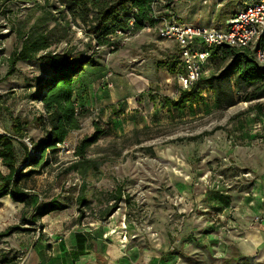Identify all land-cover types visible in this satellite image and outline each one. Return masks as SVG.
<instances>
[{
	"label": "rangeland",
	"instance_id": "obj_1",
	"mask_svg": "<svg viewBox=\"0 0 264 264\" xmlns=\"http://www.w3.org/2000/svg\"><path fill=\"white\" fill-rule=\"evenodd\" d=\"M34 5L35 1H14L0 7V135L11 133L16 117L26 123L27 138L23 142L29 147V156L15 141L18 165L25 173L36 171L21 183L27 196L24 200L11 196L0 200V232L12 226L30 230L0 239V261L5 256L17 258L19 264H61L59 251L67 240L70 243L78 231H100L104 226H111L108 236L113 239L123 227L119 246L127 253L130 241L141 233L153 243L166 229L173 242L172 238L176 240L175 235L181 230L195 229L191 222L195 215L209 221V230L215 236L211 244L214 252L226 248L225 235L238 229L232 223L237 205L232 204L233 199L237 203L248 200V204L258 199L264 206V116L251 111L260 103L264 115V99L220 108L214 93L202 88L200 94L205 101L193 112L169 109L164 98L178 99L180 95L175 74L165 68L157 71L154 66L168 54H178L175 48L164 51L163 40L154 28L138 33L116 53H96L83 26L72 25L67 40L51 50L62 53L74 49L93 57L94 65H88V70L97 71L104 79L112 74L109 81L113 87L104 84L103 88L113 93L115 83L120 81L121 93L131 96L128 101L117 96L118 105L111 104L112 95L103 96L102 109H86L82 128L66 139L76 149L83 138L96 132V124L102 132L99 141L88 150V158L101 165L99 172L90 171L85 179L89 207H83L78 197L84 180L67 170L74 163L71 156H46L39 167L27 168L23 164L37 155L30 139L39 144L45 134L44 127L33 122L34 117L41 119L44 114L42 103L35 97L51 72L38 61L19 62L17 72L9 76L7 60L18 46L11 25L24 19ZM241 6L242 0H172L169 11L180 22L221 28ZM37 15L39 12L34 13ZM232 61V57L219 54L210 61L205 77L227 72ZM146 76L151 78L150 85ZM230 79L233 81L234 77ZM235 95L240 100L244 90H235ZM92 99L96 103L94 96ZM196 136L197 140H188ZM0 172L7 173L1 161ZM117 186H123L131 204L127 206L123 201L110 219H103L102 211L111 202L110 195ZM216 197L231 204L222 208L218 201H213ZM53 200L63 209L35 219L41 204ZM251 225H264V208L253 215ZM190 235L184 242H192ZM150 242L147 245L152 248Z\"/></svg>",
	"mask_w": 264,
	"mask_h": 264
},
{
	"label": "trees",
	"instance_id": "obj_2",
	"mask_svg": "<svg viewBox=\"0 0 264 264\" xmlns=\"http://www.w3.org/2000/svg\"><path fill=\"white\" fill-rule=\"evenodd\" d=\"M14 1L26 3L35 1V5L24 19L14 21L11 25L18 46L7 60L8 75L12 76L17 72L16 66L19 62L32 61L43 63L51 72L50 79L45 80L36 91L35 100L42 103L44 114L41 119L34 117L33 122L42 125L45 134L39 144H35L30 139L37 155L27 158L23 164H27V168H33L39 167L46 156L59 154V145L64 143L72 132L82 128V119L87 114L86 109L77 108L74 101V88L76 78L87 70L88 65H94L93 57L75 52L74 49H67L60 53L52 51L51 48L67 40V34L72 25L83 26V31L91 44H94L93 51L96 46H111L110 37L117 30L126 29L132 18L135 19L136 33L155 28L168 17L164 12L169 10L172 0H0V7L5 8ZM163 3L166 4L162 5ZM135 10L136 12L133 13ZM36 12H39V15L34 16ZM50 23H54V26L50 27ZM119 50L118 44L113 53ZM221 53L225 57L233 58L227 72L204 76L191 91H179L178 99L165 97V106L178 112L186 110L193 112L196 106L205 101L200 94L202 88L210 89L214 93L220 108H230L238 102L252 103L264 99V66L256 62L252 56L253 53L247 49L223 47L215 51L211 60ZM176 58L175 55H169L165 60L157 62L156 68H165L171 74H175ZM231 76L234 77L233 81L230 79ZM249 88L254 89L248 90ZM235 90H244V96L240 100L236 99ZM251 111L264 116L263 105L260 103L254 105ZM95 126L96 132L92 136L83 138L75 149L79 160L67 169L77 173L84 180L78 197V203L83 207H89L85 199L87 190L85 179L90 171L99 172L101 165L87 156L90 147L95 145L102 135L97 124ZM27 128L28 125L16 117L11 133L0 135V161L7 169L6 174L0 172V200L8 196L16 200L19 198L24 200L27 196L24 194L21 183L36 174L33 169L26 173L20 169L14 145L16 141L29 156V147L23 142L27 138ZM198 138L199 136H196L188 140L194 141ZM177 141L181 142L182 139ZM146 150L154 153L152 148ZM110 200L109 205L102 211L103 219L113 216L123 201L127 206L131 204L130 195L125 193L123 186H117L112 191ZM228 204L229 202L226 201V205ZM62 209L63 206L56 200L41 204L35 219ZM29 231L19 226H12L0 232V239ZM0 264H19V262L17 258L4 256Z\"/></svg>",
	"mask_w": 264,
	"mask_h": 264
},
{
	"label": "crops",
	"instance_id": "obj_3",
	"mask_svg": "<svg viewBox=\"0 0 264 264\" xmlns=\"http://www.w3.org/2000/svg\"><path fill=\"white\" fill-rule=\"evenodd\" d=\"M207 26L214 27L213 25ZM162 48L166 52L173 48L178 49L174 43L169 41H162ZM150 79L147 76L145 78L149 85ZM103 82L104 78H101L97 71L87 69L79 75L76 78L74 88V101L77 108L90 111L93 108L102 109L103 104H105V100L102 98L109 96V94L112 95L110 101L112 105H118L117 99H115L117 96L126 101L131 98L130 95L121 93L120 81L115 83L116 87L113 93H110L111 90L109 92L106 87L103 88L105 84ZM93 96L94 100H97L96 103L92 99ZM213 201H218L222 208L229 207L231 204L226 205L228 200L223 201L222 198L220 200L213 199ZM248 202L245 200L242 203H237V200L233 199L232 204L237 205H235L232 223L238 229L225 235L227 247L220 245L222 248H220L219 253L214 252L215 248L211 246L215 236L213 231L209 230V221L202 216L195 215L193 216L195 217L194 220L191 221L194 222L193 227L195 229L181 230L180 233H176V240L174 237L172 238L173 242H170L169 231L166 229H164V233L159 234L160 237L153 243L149 239L146 240L141 233L138 238L130 241L127 253H123V249L119 246L120 241H122L123 227L122 231L117 232L114 239L108 236V229L111 226H104L100 228V231L98 229L78 231L70 243L67 240L64 243L65 246L60 248L61 264H264V225H251L253 215L262 212L264 206L258 199L251 204ZM78 235H80L79 238ZM189 235L190 238H193L192 242H184ZM172 236H174L173 233ZM147 242H150L153 247L149 248ZM203 243L206 247L203 246Z\"/></svg>",
	"mask_w": 264,
	"mask_h": 264
},
{
	"label": "built area",
	"instance_id": "obj_4",
	"mask_svg": "<svg viewBox=\"0 0 264 264\" xmlns=\"http://www.w3.org/2000/svg\"><path fill=\"white\" fill-rule=\"evenodd\" d=\"M135 12L136 10L133 13ZM164 13L168 17L154 30L160 40L172 42L178 48L175 77L179 91L189 92L199 83L207 74L211 58L219 48L247 49L253 53L256 62L264 66V0H242L241 8L221 28L180 22L171 11L165 10ZM137 35L135 19L132 18L126 29L117 30L110 37L111 46H96L95 51L100 53L106 50L113 53L116 45L122 47ZM111 76L108 73L104 79L107 88L113 87V83L109 81ZM59 154L71 156L73 162L79 160L75 149L67 140L59 145ZM61 241L60 239L59 242ZM122 247H127L125 242Z\"/></svg>",
	"mask_w": 264,
	"mask_h": 264
}]
</instances>
